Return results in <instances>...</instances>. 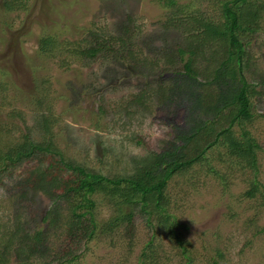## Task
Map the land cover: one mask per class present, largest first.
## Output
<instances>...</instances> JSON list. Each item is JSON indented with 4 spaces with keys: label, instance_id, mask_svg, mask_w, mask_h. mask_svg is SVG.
Segmentation results:
<instances>
[{
    "label": "rangeland",
    "instance_id": "obj_1",
    "mask_svg": "<svg viewBox=\"0 0 264 264\" xmlns=\"http://www.w3.org/2000/svg\"><path fill=\"white\" fill-rule=\"evenodd\" d=\"M24 1L26 10L5 11L0 0V154L20 142L28 129L34 139H44L39 126L43 119L50 124L45 138H51L66 158L108 176L128 175L133 157L170 145L173 131L185 123V109L176 94L175 101L162 106L151 97L142 104L133 102L132 92L153 76L128 75L103 50L93 57L74 53L77 45L82 51L95 37L106 42L118 39L120 26L130 17L135 22L130 36L138 46L135 52L152 63L153 51L180 38L176 27L162 25L170 8L159 0ZM223 1L191 0L196 13L217 22L222 19ZM259 1L257 29L240 36L249 61L244 76L255 91L250 98L253 118L246 128L258 145L256 176L253 167L214 146L206 158L166 183V206L177 237L156 227L154 215L146 221L136 216L128 235L124 225L99 230L79 247V256L63 264H210L203 244L213 239L224 252L222 264H264V196L261 189L254 197L245 195L253 178L264 189V0ZM43 34L57 41L51 58L36 53ZM154 58L159 70L168 66L164 53ZM218 76L222 78L221 73ZM221 89L219 98L225 95ZM27 168L21 166L13 174ZM17 188L11 180L0 187V235L11 230L17 213L22 220L35 217L38 222L49 205L47 196L33 191L17 199ZM93 196L96 220L104 223L114 207L104 192ZM27 228L30 235L34 229ZM60 232L50 228L45 236L55 252L63 240ZM0 264L19 262L11 254Z\"/></svg>",
    "mask_w": 264,
    "mask_h": 264
},
{
    "label": "trees",
    "instance_id": "obj_2",
    "mask_svg": "<svg viewBox=\"0 0 264 264\" xmlns=\"http://www.w3.org/2000/svg\"><path fill=\"white\" fill-rule=\"evenodd\" d=\"M159 2L170 8L162 25L167 29L176 27L180 38L169 47L161 46L153 51L152 63L150 58L135 52L134 47L138 46H133L130 38L135 22L130 17L120 26L122 36L118 39L106 42L95 37L82 51L77 45L74 53L93 57L103 50L107 59L124 67L128 75L143 79L153 76L145 81L144 87L132 92L130 98L142 104L151 97L161 106L178 98L179 106L185 109L184 125L173 131V140L166 148L148 150L144 155L133 157L132 172L114 176L66 158L51 138H45L50 134L47 119L39 125L44 139H34L29 129L23 132L20 142L0 154V187L11 180L13 187H18L17 199L33 191L47 196L49 205L38 222L35 217L27 222L22 220L20 213L16 214L11 230L0 235V262H6V255L12 254L19 264H37L39 259L42 260L40 264L68 263L80 255L79 247L99 230L108 232L124 225L125 234L131 233L136 216L146 221L154 215L156 227L173 234L166 206L168 197L164 192L166 183L173 174H180L206 158L214 146H222L230 156L253 167L256 176L254 150L258 145L246 128L253 118L250 98L255 91L244 76L249 61L244 58L240 36L245 31L257 29L260 1L224 0L222 19L218 22L196 13L191 0ZM3 8L5 11L26 10L27 4L24 0H3ZM57 48L53 36L43 34L36 53L51 58ZM163 53L168 66L159 70L154 56L159 58ZM207 85L211 87H203ZM220 89L225 91L221 98L217 96ZM235 127L239 128V133ZM24 165H28L25 171L13 174ZM250 184L252 189L245 191L248 198L254 197L259 189L264 196V189L255 178ZM100 192L107 194L114 207V213L104 223L96 220L92 208L93 195ZM29 225L34 229L30 235ZM50 228L60 229L63 236L58 252L46 240ZM178 242L182 246V240ZM203 249L210 264H222L225 260L216 239L210 240L209 245L203 244ZM186 250L183 245V251Z\"/></svg>",
    "mask_w": 264,
    "mask_h": 264
}]
</instances>
